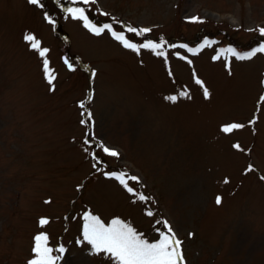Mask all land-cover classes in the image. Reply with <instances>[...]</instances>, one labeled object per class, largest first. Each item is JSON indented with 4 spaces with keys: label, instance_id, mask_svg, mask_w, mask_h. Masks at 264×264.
<instances>
[{
    "label": "rangeland",
    "instance_id": "374dc122",
    "mask_svg": "<svg viewBox=\"0 0 264 264\" xmlns=\"http://www.w3.org/2000/svg\"><path fill=\"white\" fill-rule=\"evenodd\" d=\"M41 3L0 0V264H28L39 233L56 264H112L83 240L85 212L149 241L167 221L184 264H264V53L239 60L227 51L262 44L264 0ZM68 8L137 45L163 43L166 56L125 48L107 29L97 35ZM231 124L243 127L222 131ZM111 172L139 177L128 184L150 199Z\"/></svg>",
    "mask_w": 264,
    "mask_h": 264
},
{
    "label": "snow or ice",
    "instance_id": "6c2138e0",
    "mask_svg": "<svg viewBox=\"0 0 264 264\" xmlns=\"http://www.w3.org/2000/svg\"><path fill=\"white\" fill-rule=\"evenodd\" d=\"M28 2L32 5H40L43 7L41 0H28ZM83 3L87 4L89 3V0H83ZM67 11L72 13L74 18L82 20L84 27L97 35L107 29L116 40L123 44L125 48L132 49L137 53H139L141 49H150L153 50L157 56H166V53L161 50L163 48V43H155L148 40L143 44L137 45L129 41L123 32L118 33L113 31L110 24H105L103 27H96L89 21L83 8H68ZM192 19L196 20L198 18L193 17ZM127 31L140 35L150 31V29L138 30L129 26ZM259 31L264 34V28L259 29ZM24 39L30 42V47L32 49L39 50V55L41 57L46 56L48 49L41 48L40 41L35 36L27 34ZM205 43H207V41ZM188 50L190 52L199 51V49ZM227 51L239 60H248L257 53H264V44H261L259 47L244 54L237 53L232 48L227 49ZM218 58L219 57H214V59ZM189 63H191V61H189ZM69 67L71 68L70 64ZM43 68L46 79L51 85L55 79V75L49 68V62L47 59L43 60ZM93 75H95L94 72ZM196 83L201 86L203 85V82L199 79L196 80ZM180 95L188 96V92L184 91L180 93ZM204 95L205 97L209 95L207 88H204ZM167 99L175 102L177 100V96H169ZM81 107H84L83 103L81 104ZM87 115L90 117L91 113H87ZM81 123L85 124L88 123V121L82 120ZM241 127H243V125L240 124L225 125L222 128V131L229 133L232 132L233 129ZM85 142L88 143L89 141L86 140ZM99 147L102 148L104 153L110 156L118 157L120 155L114 149H110L103 144H100ZM235 147L239 148V145H235ZM249 170H251V166ZM105 175L116 179L125 188V190L128 193L133 194L137 200L146 201L150 199L143 193L135 192V190L129 186L128 180L139 181V177L128 175L126 172H111L105 173ZM220 202V198L218 197L217 203L219 204ZM147 215L152 216L153 212L148 211ZM48 223L49 221L46 218H41L39 221L40 225H46ZM157 223L162 224L165 230L156 229L159 233V238L155 241H149L144 238L142 233H139L130 224L125 223L118 218L113 219L106 225L99 216L93 215L90 212H85L83 215V240L91 245L93 254H106L112 260V264H183L184 256L181 250L182 241L177 239L176 233L167 221H157ZM32 251L34 253V257L28 261V264H56V261L60 259L59 256H54L52 254L54 249L48 246V236L46 233H39L34 237V246ZM58 251L62 253L65 249L61 246Z\"/></svg>",
    "mask_w": 264,
    "mask_h": 264
},
{
    "label": "trees",
    "instance_id": "16d2710c",
    "mask_svg": "<svg viewBox=\"0 0 264 264\" xmlns=\"http://www.w3.org/2000/svg\"><path fill=\"white\" fill-rule=\"evenodd\" d=\"M207 37H210V35H204L203 36V39H206ZM188 42L187 41H185V44H186V47L189 49L190 47L188 46V44H187ZM233 45H236V44H234V43H232ZM237 46V45H236ZM181 249H183V246L181 245ZM184 261H185V259H184ZM184 261H183V264H184Z\"/></svg>",
    "mask_w": 264,
    "mask_h": 264
}]
</instances>
